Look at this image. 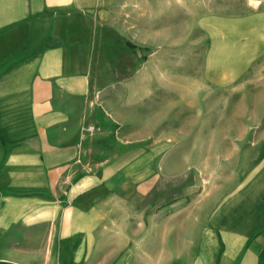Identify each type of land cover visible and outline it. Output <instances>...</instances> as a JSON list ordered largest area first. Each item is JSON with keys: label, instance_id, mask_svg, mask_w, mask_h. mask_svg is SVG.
I'll return each mask as SVG.
<instances>
[{"label": "crops", "instance_id": "1", "mask_svg": "<svg viewBox=\"0 0 264 264\" xmlns=\"http://www.w3.org/2000/svg\"><path fill=\"white\" fill-rule=\"evenodd\" d=\"M147 8L0 0V264H264V145L215 148L242 110L211 127L162 50L133 66Z\"/></svg>", "mask_w": 264, "mask_h": 264}, {"label": "rangeland", "instance_id": "2", "mask_svg": "<svg viewBox=\"0 0 264 264\" xmlns=\"http://www.w3.org/2000/svg\"><path fill=\"white\" fill-rule=\"evenodd\" d=\"M147 13L148 32L157 27L161 35L149 36L146 42L133 36L125 42L133 66L153 50H162L154 60L164 80L175 81L177 76L180 98L206 101L201 109L211 114V127H218L226 109L228 116L242 110V126L236 128L229 120L228 136L212 138L215 148L224 139L230 148L263 146L264 0H148ZM215 171L205 176L198 169L184 171L180 191H190L194 177L200 180Z\"/></svg>", "mask_w": 264, "mask_h": 264}]
</instances>
